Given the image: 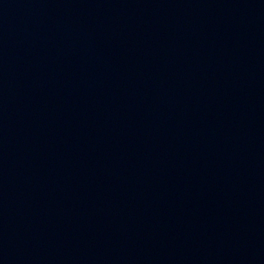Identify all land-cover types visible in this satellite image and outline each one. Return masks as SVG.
Listing matches in <instances>:
<instances>
[{
  "label": "water",
  "instance_id": "95a60500",
  "mask_svg": "<svg viewBox=\"0 0 264 264\" xmlns=\"http://www.w3.org/2000/svg\"><path fill=\"white\" fill-rule=\"evenodd\" d=\"M0 264H264V0H0Z\"/></svg>",
  "mask_w": 264,
  "mask_h": 264
}]
</instances>
